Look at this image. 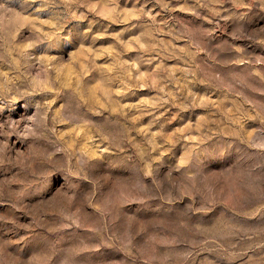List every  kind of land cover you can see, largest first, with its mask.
<instances>
[{
	"label": "rangeland",
	"instance_id": "rangeland-1",
	"mask_svg": "<svg viewBox=\"0 0 264 264\" xmlns=\"http://www.w3.org/2000/svg\"><path fill=\"white\" fill-rule=\"evenodd\" d=\"M192 1L0 0V264H264V20Z\"/></svg>",
	"mask_w": 264,
	"mask_h": 264
},
{
	"label": "crops",
	"instance_id": "crops-1",
	"mask_svg": "<svg viewBox=\"0 0 264 264\" xmlns=\"http://www.w3.org/2000/svg\"><path fill=\"white\" fill-rule=\"evenodd\" d=\"M242 5L236 6L233 5V10L240 11L243 14L252 15L255 14V18L259 17L264 20V0H241ZM210 3L209 0H193L191 2V10L196 9L197 5L194 4H201V6ZM258 14V15H257ZM244 23V22H242ZM247 23V22H245ZM245 27H250V24Z\"/></svg>",
	"mask_w": 264,
	"mask_h": 264
}]
</instances>
